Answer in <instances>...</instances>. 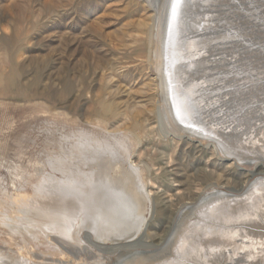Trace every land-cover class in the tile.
Returning a JSON list of instances; mask_svg holds the SVG:
<instances>
[{
    "label": "rangeland",
    "instance_id": "1",
    "mask_svg": "<svg viewBox=\"0 0 264 264\" xmlns=\"http://www.w3.org/2000/svg\"><path fill=\"white\" fill-rule=\"evenodd\" d=\"M153 1L155 12L142 0H0V264H130L136 255L150 253L152 247L100 248L99 236L105 231L98 228L93 232L92 221L73 226V240L62 237L53 229L52 217L29 202L38 197L44 201L54 191L84 178L87 183L91 178L90 186H97L95 182L103 175H117L118 179L122 162L125 172L133 169L138 173L148 203L147 243L154 246L171 215L184 204L193 205L200 196L231 194L226 200L237 207L254 206L256 195L242 193L240 188L264 183V174L250 177L246 167L257 159L239 155L231 157L232 161L222 160L224 155L213 149L216 137L208 133L209 143L200 145L196 134L189 131L194 128L180 124L188 129H179L168 117L159 60L149 53L159 50L160 36L151 46L148 41L149 26L161 17L164 0ZM206 1V13L200 16L207 24L204 33L210 28L217 34L205 35L211 45L199 58L215 52L220 59L205 57L208 60L201 68L211 69L212 75L218 73L216 78L224 74L230 79L226 85L207 84V89L231 85L246 90L254 85L249 83L253 74L262 73L263 79L254 89L260 90L264 81V0H241L239 6L234 4L237 0ZM230 11L243 17L235 22L220 19ZM221 22L237 28L230 33ZM242 35L249 40H237ZM228 40L230 43L223 42ZM10 70H17L16 78H10ZM221 99L227 106L213 119L231 112L230 106L235 104L230 95L223 94ZM244 101L248 100L241 103ZM100 102L109 111L102 110ZM260 103H246L244 109L257 108ZM233 128L226 123L223 132ZM82 148L97 151L95 166L89 171V158ZM261 162L258 160L259 165ZM92 170L97 172V181H93ZM186 211L182 216L190 218L191 211ZM87 212L78 220H86ZM93 216L94 226L102 228L100 217ZM242 260L237 256L223 264H245Z\"/></svg>",
    "mask_w": 264,
    "mask_h": 264
},
{
    "label": "bare ground",
    "instance_id": "2",
    "mask_svg": "<svg viewBox=\"0 0 264 264\" xmlns=\"http://www.w3.org/2000/svg\"><path fill=\"white\" fill-rule=\"evenodd\" d=\"M142 1L146 3L151 12L157 10V4L153 0ZM206 2V0H164L163 5H161V17L158 20H153L152 23V25L155 23L156 33H154V25L149 26V46H151L154 38L160 36L158 38L159 50L156 49L157 51L154 52L150 50L149 53L150 56L154 53L156 59L159 60L157 63L165 97L164 107L167 110L166 112L169 113L168 117L171 122L177 128L188 129L180 126L172 118L173 112L181 124L195 129L193 131L190 128L189 131L196 134L200 145L209 143L206 134L210 133L216 137L218 143L213 146V149L218 154L224 155L221 158L222 160L232 161L233 158L231 157L238 158L239 155L253 157L257 160L246 166L249 167L250 177L264 174V81L259 88L260 90H254L258 89L256 87L257 81L263 79L259 76L262 73L253 74L254 78L251 77L249 83H254V85H250L246 90L231 85L209 90L206 87L207 84L221 83L226 85L225 81L229 78H225L224 74L222 76L220 73L221 77L216 78L215 76L218 73L212 75L210 73L212 72L211 69L201 68L208 59L205 56L201 59L199 57L211 45L205 35L201 36L200 39H187L185 37V33L189 31L194 33L193 30H206L207 24H204V21L200 19L203 13V4ZM196 9L200 10L199 14L197 13L195 17L189 15V11ZM191 59L194 60L191 61ZM16 71H11V79L17 77L18 72ZM255 77H258V79H255ZM223 94L230 95L235 106H230L232 108L231 112L228 110V113L223 112L224 116L213 119L215 114L220 115L223 111L222 108L227 106L223 102L225 100L222 101L221 99ZM239 95L240 97H237ZM242 100L248 101H244L243 104L241 103ZM256 100L261 102L260 106L257 108L250 107L248 110L244 109L246 103L251 105ZM100 106L102 110L109 111V107L103 102H100ZM210 112H214V114H210ZM236 115L239 117L235 118ZM159 117H162L161 114ZM226 123L234 125L233 130H229V133L223 132V126ZM235 123L238 127H235ZM82 153L89 158V171L95 166L97 151L82 148ZM65 157L67 156L65 155ZM68 159L66 160L68 161ZM258 160H261L263 165H259ZM60 161L62 162L61 159ZM71 161L73 163L72 159ZM107 162L109 163V161ZM123 166V162L118 166V179H116L117 175L115 178L104 177L105 175H103V178L98 180L95 178L97 172L94 174L93 169L91 171L94 174L95 180L93 181L98 180L95 182L97 186H90L91 178L87 183L84 176H82L85 181L68 184L64 189H58L54 193L51 192L53 194L47 196L48 199L44 201L38 197L41 201H36L38 198L36 200L29 198L31 199L29 202L37 208V211L40 210L52 217L53 229L62 237L72 238L73 240L74 232L72 228H75L73 226L79 228L85 221H92L91 230L93 232H96L98 228L99 231H105L104 236H99L101 241L98 245L102 249L125 250L134 247H152L150 253L136 255L130 259V264H223L234 260L237 256H242V261L245 264H264V183L252 185L250 187L252 189H249V186H241L240 188L242 193L248 191V195H256L253 199V205L256 208L254 206L250 208L237 207L232 200H226L231 194L221 196L217 193H211L210 196L206 197L200 196L194 201L193 205L186 206L184 204L181 210L171 215L169 226L164 231L160 242L154 246L147 243L148 230L147 221L145 220L148 214V203L144 198L141 182L138 181V173L133 169H128L125 172ZM61 167L63 169L67 168ZM71 167L73 166L71 165ZM237 167L241 168V166ZM79 169V172L83 170ZM107 169H105V172H107ZM84 171H87V169H84ZM115 173L117 174V171ZM66 179L64 180L66 181ZM231 191L232 193L236 192L233 189ZM209 203L210 205H208ZM185 210L191 211L190 218L182 216L185 213H182V211ZM86 211H88L86 213L87 219L81 220L84 218L82 217L78 220L79 216L85 215ZM91 216L100 217L104 226L102 228L99 227L100 225L94 226L95 220ZM191 217L198 220H192ZM228 218H231V220ZM199 220L210 221V223H203ZM213 225L224 226L216 227ZM87 236L91 237L88 233Z\"/></svg>",
    "mask_w": 264,
    "mask_h": 264
},
{
    "label": "water",
    "instance_id": "3",
    "mask_svg": "<svg viewBox=\"0 0 264 264\" xmlns=\"http://www.w3.org/2000/svg\"><path fill=\"white\" fill-rule=\"evenodd\" d=\"M238 2H236V3H234V4H236L237 6H239L240 4H242L240 1L241 0H237ZM240 3V4H239ZM234 10H236L235 8H233ZM230 10V9H229ZM200 10H198V9H196V10H192V11H189V15H193L194 17L197 15V13L199 12ZM223 11H224V9H223ZM201 12H202V10H201ZM209 12H215V11H209ZM206 13V10H203V13H202V16L204 15ZM216 13V12H215ZM199 14V13H198ZM231 14V15H230ZM230 14L228 15V13L226 14V16L224 17V16H219L220 17V19L221 20H233V22H235L234 20H238L239 18H241V17H243V14L242 15H239V13H237V12H235V11H230ZM214 20H219V18H215ZM222 24V27L224 28V27H226V29L225 30H227V29H230V33H234L233 31H235V29L237 28V26H234L233 24H231V23H229V24H226V22H221ZM219 28H221V26H219V25H217ZM216 26V27H217ZM207 29V28H206ZM233 30V31H232ZM194 31V33H190V31L189 32H187V33H185V37L188 39H195V38H198V39H200V37L201 36H203V35H206V34H208V33H216V32H214V30H212L211 31V29L210 28H208V33H204L206 30H202L201 32H203V34H199L198 32L199 31H196V30H193ZM237 32V31H236ZM217 34V33H216ZM241 39H246L247 41L249 40V39H247L244 35H242L241 37H239L237 40H240L241 41ZM231 41H236V40H231ZM224 43H230V40H228V41H223ZM217 43V45H220L221 43H222V41H220V42H216ZM213 46H215V44H213ZM212 46V47H213ZM214 48V47H213ZM212 48V49H213ZM211 49V48H210ZM217 49V48H216ZM203 55V54H202ZM208 56H206V55H203V56H205V57H207V58H209V57H211L212 58V56L213 57H215V59L214 60H212V61H215V60H219L220 59V57L219 58H216L217 56L216 55H218L217 53H215V52H213V53H209V54H207ZM172 112H173V108H172ZM172 118L175 120V121H177L178 122V124L180 125L181 123L178 121V119H177V117L175 116V113L173 112L172 113Z\"/></svg>",
    "mask_w": 264,
    "mask_h": 264
}]
</instances>
